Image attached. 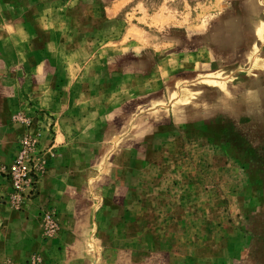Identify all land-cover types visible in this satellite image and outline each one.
I'll return each instance as SVG.
<instances>
[{
  "label": "rangeland",
  "instance_id": "1",
  "mask_svg": "<svg viewBox=\"0 0 264 264\" xmlns=\"http://www.w3.org/2000/svg\"><path fill=\"white\" fill-rule=\"evenodd\" d=\"M0 204V264H264V0H0Z\"/></svg>",
  "mask_w": 264,
  "mask_h": 264
},
{
  "label": "crops",
  "instance_id": "2",
  "mask_svg": "<svg viewBox=\"0 0 264 264\" xmlns=\"http://www.w3.org/2000/svg\"><path fill=\"white\" fill-rule=\"evenodd\" d=\"M57 127V126H56ZM8 211L7 206L0 204V249L1 250H10L11 248H14L15 246H18L20 250H25V231L24 227L27 225L30 220H26V216L23 214H17L16 212H12L13 214L6 213ZM11 213V211H10ZM18 219L22 222V227L20 229V236L16 237V239H13L9 236V230L12 229L15 231V229L12 225V220L18 221ZM12 232V231H11ZM18 232V231H17ZM6 252V251H5ZM2 253H4L2 251ZM1 253V254H2Z\"/></svg>",
  "mask_w": 264,
  "mask_h": 264
},
{
  "label": "built area",
  "instance_id": "3",
  "mask_svg": "<svg viewBox=\"0 0 264 264\" xmlns=\"http://www.w3.org/2000/svg\"><path fill=\"white\" fill-rule=\"evenodd\" d=\"M25 143L27 144L28 142H25ZM32 169H33V167L31 165H29L28 162H25L23 160L22 155L18 158V160L15 162V164L11 167L9 173L14 178V183H15V186L17 189L22 188V184H21L22 181L26 180V182H28L27 176L31 177L30 175H31L32 171L35 175H37V172L35 170H32ZM34 169H35V167H34ZM33 182L31 181L32 184H33ZM52 218L53 217L51 216V214L46 215V220L51 223V226L49 227L50 230H51V228L52 229L54 228V220ZM7 264H13V263H7ZM30 264H39V263L37 262V260L33 259V260H31Z\"/></svg>",
  "mask_w": 264,
  "mask_h": 264
}]
</instances>
